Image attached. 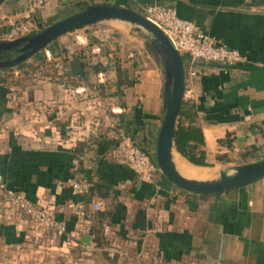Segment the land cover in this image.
Segmentation results:
<instances>
[{"label": "crops", "instance_id": "0c3cea01", "mask_svg": "<svg viewBox=\"0 0 264 264\" xmlns=\"http://www.w3.org/2000/svg\"><path fill=\"white\" fill-rule=\"evenodd\" d=\"M80 2L133 9L161 3L240 51L239 64L205 63L187 80L185 97L199 106L210 165L175 155L214 175L264 153V0H48L32 17L30 0H0V40L22 23L30 33L38 31ZM78 33H67L74 48L47 56L54 75L27 80L16 72L0 81L2 182L47 207L65 227L63 235L51 237L0 187V264H264V177L215 195L175 189L162 175L155 182L139 179L124 149L134 136L156 151L164 115L162 69L137 45V83L116 96V71L107 67L112 85L85 98L75 89L97 80L93 57L108 62L123 53L126 63L134 53L115 46L114 36L99 37L98 45L87 35L77 40ZM229 134L232 147L220 144ZM79 175L89 186L76 195L72 183ZM97 199L104 211L92 209Z\"/></svg>", "mask_w": 264, "mask_h": 264}, {"label": "water", "instance_id": "95a60500", "mask_svg": "<svg viewBox=\"0 0 264 264\" xmlns=\"http://www.w3.org/2000/svg\"><path fill=\"white\" fill-rule=\"evenodd\" d=\"M119 23L140 36L163 72V118L156 141L155 158L161 173L176 187L195 194L227 193L264 177V153L250 162L221 168L212 177L192 178L175 161V133L187 87L182 54L168 34L137 9L92 3L63 16L42 29L14 39L0 40V70L18 66L43 51L60 36L89 25ZM90 236L83 241L90 243Z\"/></svg>", "mask_w": 264, "mask_h": 264}, {"label": "built area", "instance_id": "2783aa9c", "mask_svg": "<svg viewBox=\"0 0 264 264\" xmlns=\"http://www.w3.org/2000/svg\"><path fill=\"white\" fill-rule=\"evenodd\" d=\"M47 2L48 0H30L28 16L32 17L36 12L42 9ZM137 10L159 25L168 34L175 47L182 55L186 54L190 57V65L187 73L188 77H194L198 74V63L200 62L233 66L239 64L243 60V55L240 51L231 49L217 41L209 34L200 30L193 21L180 17L174 7L166 6L161 3H151ZM83 29L85 28L75 29L82 30V33H78L75 36L77 40H80V35L83 37L87 35ZM30 32L31 29L22 23L21 25H14L8 37L12 36V39H14ZM78 47L81 54H84L85 50L82 46L78 44ZM48 56L50 57L51 55L48 54ZM62 56L65 57L67 54L64 53ZM97 77V80L89 84V86L84 85L77 87L75 89L76 93L88 98L91 94H98L102 89L108 88V85H112L108 79L106 70L98 71ZM143 146L144 145L140 144L136 139H131L125 146V157L130 168L135 171L139 179L147 182H155L160 175H163L155 158L156 151L151 150L150 147H145L144 149ZM78 162V159L73 160L75 165H77ZM88 186L87 177L85 175H79L72 183L73 193L76 195L82 194L87 191ZM0 187L5 189L9 198L16 204L18 209L29 215L38 225L48 230L51 237L57 238L65 233L64 225L56 219L47 207L37 201L29 199L22 192L6 188L1 177ZM92 209L98 212L104 211L105 204L102 200H94L92 202ZM102 249L109 252L116 251V249L109 247H103Z\"/></svg>", "mask_w": 264, "mask_h": 264}, {"label": "trees", "instance_id": "16d2710c", "mask_svg": "<svg viewBox=\"0 0 264 264\" xmlns=\"http://www.w3.org/2000/svg\"><path fill=\"white\" fill-rule=\"evenodd\" d=\"M88 5L86 2H80L77 5L70 8V10L67 11L66 14H71L73 12H76L80 9L85 8ZM88 40L91 41L93 44L99 43V36H97L96 33H87ZM101 51L103 54H107L109 56V53L105 51V46L100 45ZM59 44L56 41L48 45L42 52L37 53L34 55L30 61L23 62L19 64L18 66L14 67L18 69V73L24 74L25 78L28 80H31L34 78V75H54V72L51 73V70L54 68L52 61H47L48 54L46 53L47 50L51 51V53H54L58 51ZM106 53H105V52ZM138 51L137 48H135L132 52L134 53L133 56L128 57L124 61L126 63H122V60L118 56H111L108 59V62L101 61L100 58H97L96 60L93 57L92 65H90V68L94 70V72H98L101 70H105L107 67H113L116 71L117 80L113 84L114 88H116L115 95L116 96H123L124 91L130 87H133L137 83V77H136V71L139 67V61L136 56V52ZM151 54L152 52L149 51ZM186 74L188 73L189 65H190V57L186 54L182 55ZM200 65H205V62L198 63ZM14 68L6 69L0 72V81H6V78L14 77L11 71ZM199 68V67H198ZM64 76V75H63ZM188 74H187V80H188ZM32 82V81H29ZM73 87H77L79 83L74 82L71 84ZM103 90V89H102ZM101 92H105L102 91ZM109 92V91H108ZM109 94V93H108ZM199 106L198 104L191 98L185 97L180 109V113L178 116L177 121V127H176V133H175V150L183 156L185 159H187L190 163L196 165V166H209L208 162V152L206 149V141L205 136L203 132L202 125L199 121ZM231 134H229V139H219V143L222 145H227L228 147H232L233 145V138H231ZM132 139H134V136H132ZM144 144V143H143ZM83 145L78 151L83 150ZM145 145L143 148L145 149ZM76 151V150H75ZM222 159V158H220ZM80 172L85 174L86 169L80 164ZM165 182L172 185L175 189L181 190L180 188L174 186L164 175H162ZM147 182V181H144ZM11 189V188H10ZM16 190V189H14ZM18 191V190H17ZM183 191V190H182ZM20 192V191H19ZM30 199V198H29Z\"/></svg>", "mask_w": 264, "mask_h": 264}, {"label": "rangeland", "instance_id": "374dc122", "mask_svg": "<svg viewBox=\"0 0 264 264\" xmlns=\"http://www.w3.org/2000/svg\"><path fill=\"white\" fill-rule=\"evenodd\" d=\"M86 33H96L100 38H106L107 35H111L116 37L117 44L115 46L119 45L122 47V49L125 51H133L135 48H137V45H139L142 49L145 51L146 59L152 60L154 57L148 53L147 47L144 44V40L140 36H136V34L129 29H127L124 26H120L117 24H108V23H101V24H94L84 27ZM12 36L6 37V39H12ZM57 42L59 44V49H63V47H69L70 49L74 48L76 45V42L73 40V37L70 34H64L60 36L57 39ZM128 45V46H127ZM127 46V47H125ZM125 47V48H123ZM42 52V51H41ZM44 53V52H42ZM46 53L50 54L49 50L46 51ZM118 55V54H117ZM123 53H119L118 57H122ZM31 59V58H30ZM27 60L26 62L30 61ZM122 59V58H121ZM16 67V66H15ZM14 68V67H13ZM18 69L14 68L11 73L14 75ZM208 176H211L212 174L208 173ZM206 176V177H208Z\"/></svg>", "mask_w": 264, "mask_h": 264}, {"label": "bare ground", "instance_id": "6f19581e", "mask_svg": "<svg viewBox=\"0 0 264 264\" xmlns=\"http://www.w3.org/2000/svg\"><path fill=\"white\" fill-rule=\"evenodd\" d=\"M175 161H176V164H177L178 168L180 169V171L189 177L206 179V178H210L213 176V175L208 176L204 169L195 168V167L191 166L190 164H188L185 160H183L178 155H175ZM206 176H208V177H206Z\"/></svg>", "mask_w": 264, "mask_h": 264}]
</instances>
